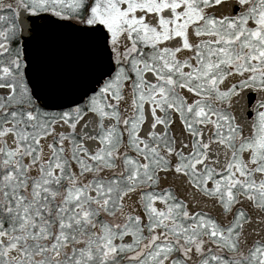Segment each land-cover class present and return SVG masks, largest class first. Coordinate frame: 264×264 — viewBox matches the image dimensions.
Listing matches in <instances>:
<instances>
[{"label":"snow or ice","instance_id":"1","mask_svg":"<svg viewBox=\"0 0 264 264\" xmlns=\"http://www.w3.org/2000/svg\"><path fill=\"white\" fill-rule=\"evenodd\" d=\"M0 264H264V0H0Z\"/></svg>","mask_w":264,"mask_h":264}]
</instances>
